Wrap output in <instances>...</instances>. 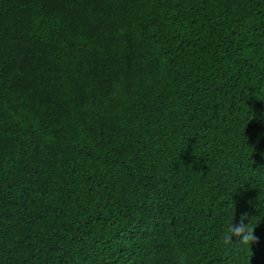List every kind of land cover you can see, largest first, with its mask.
<instances>
[{
	"label": "trees",
	"instance_id": "16d2710c",
	"mask_svg": "<svg viewBox=\"0 0 264 264\" xmlns=\"http://www.w3.org/2000/svg\"><path fill=\"white\" fill-rule=\"evenodd\" d=\"M0 264H264V0H0Z\"/></svg>",
	"mask_w": 264,
	"mask_h": 264
},
{
	"label": "clouds",
	"instance_id": "9594fccd",
	"mask_svg": "<svg viewBox=\"0 0 264 264\" xmlns=\"http://www.w3.org/2000/svg\"><path fill=\"white\" fill-rule=\"evenodd\" d=\"M250 218L247 212L240 214L238 219H234V215L230 217L224 232V242L233 244L234 242H253V228L250 226ZM247 221V222H245Z\"/></svg>",
	"mask_w": 264,
	"mask_h": 264
}]
</instances>
